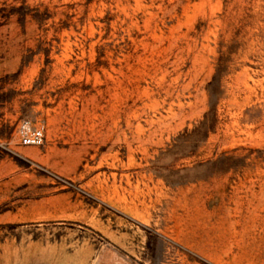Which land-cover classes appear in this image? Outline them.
Masks as SVG:
<instances>
[{
    "label": "rangeland",
    "instance_id": "374dc122",
    "mask_svg": "<svg viewBox=\"0 0 264 264\" xmlns=\"http://www.w3.org/2000/svg\"><path fill=\"white\" fill-rule=\"evenodd\" d=\"M0 264H264V0H0Z\"/></svg>",
    "mask_w": 264,
    "mask_h": 264
},
{
    "label": "built area",
    "instance_id": "2783aa9c",
    "mask_svg": "<svg viewBox=\"0 0 264 264\" xmlns=\"http://www.w3.org/2000/svg\"><path fill=\"white\" fill-rule=\"evenodd\" d=\"M45 138L43 127H32L24 121L20 127V140L23 145H40Z\"/></svg>",
    "mask_w": 264,
    "mask_h": 264
}]
</instances>
